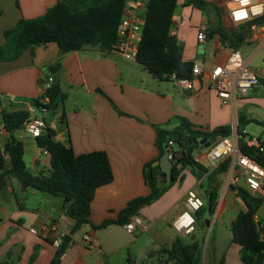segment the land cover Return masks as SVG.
Segmentation results:
<instances>
[{
  "label": "crops",
  "instance_id": "1",
  "mask_svg": "<svg viewBox=\"0 0 264 264\" xmlns=\"http://www.w3.org/2000/svg\"><path fill=\"white\" fill-rule=\"evenodd\" d=\"M59 1L0 0V45L5 41L4 32L20 19L40 17ZM203 1L207 5L199 9L188 5V0H178L174 15L172 34L183 50V61H204L201 76L192 74L185 78L189 80L187 87L181 85L179 78L159 80L136 60H127L115 50L87 47L63 53L54 43L34 44L18 59L0 62L2 108L28 110L32 106L30 101L42 95L41 82L52 76L56 88L64 95L55 109L44 113L48 127L56 133V140L72 147L76 155L107 153L114 178L96 191L90 217L94 226L118 219L129 202L151 194L146 167L150 163L159 167L154 163L161 155L160 131L179 134L176 130L184 119L196 131L211 133L230 127L231 135L227 138L235 139L243 120L251 121L244 126L245 145L248 138L254 137L247 129L251 124L264 131V29L249 32L244 42L235 48L223 41L219 32L220 29L231 34L241 30L229 17L231 0ZM207 9L209 15H205ZM203 29L205 43L197 39ZM233 50L241 51L247 66L259 76V84L245 97L225 102L212 87L210 76L213 67L225 63ZM8 138L1 125L0 145ZM16 138L24 144L28 170L34 175L49 174L51 160L47 151L39 148L36 139L28 137L27 133L16 134ZM202 140H198L191 152V160L198 166L191 162L185 166L179 164V174L173 184L172 180L168 182L166 174L164 179L159 167L158 185L170 186L160 198L142 206L137 216L147 225L145 232L170 235L174 231L173 219L185 209L188 191L197 190L205 207L210 193L216 189L217 206L212 215H207L206 230L193 234L200 240L201 264H243L241 246L233 240L232 223L248 208L234 188H243L261 200L255 220L264 235V186L253 193L243 179L233 183L232 160L227 158L214 164L209 155L210 147L201 145ZM183 142L193 144L187 137ZM239 142L241 149V139ZM182 150L180 145L177 152L182 154ZM228 160L229 167L224 170L223 165ZM11 167L12 161L7 156L6 169ZM37 192L40 191L24 186L14 177L7 179L0 191V264H52L58 248L53 244L55 235L45 229L52 223H62L64 236L70 235L58 264H130L126 251L136 241L129 240L127 235L131 234L125 226L112 224L95 230L91 225H83L78 229L84 231L83 237L76 238L78 230L71 234L75 221L65 217L63 204L61 207L50 204L45 211L29 204L30 197ZM34 228L37 234L31 232ZM86 235L90 236L88 242L84 240ZM178 236L177 233L170 245Z\"/></svg>",
  "mask_w": 264,
  "mask_h": 264
},
{
  "label": "trees",
  "instance_id": "2",
  "mask_svg": "<svg viewBox=\"0 0 264 264\" xmlns=\"http://www.w3.org/2000/svg\"><path fill=\"white\" fill-rule=\"evenodd\" d=\"M127 0H60L55 6L35 19H20L13 27L4 32V43L0 45V62L18 59L23 52L34 44H56L63 53L79 51L84 48H97L101 51H112L118 41V28L122 19L123 10ZM178 0H149L146 5L145 26L142 39L138 46L136 61L149 70L159 80H167L173 73L179 79L192 76L193 62H184L182 48L178 44L175 34H172L174 15ZM188 5L204 9L207 3L203 0H188ZM225 42L235 48L242 44L249 34L248 27H241L240 31L231 34L220 30ZM49 77V76H48ZM47 77V78H48ZM46 79L41 82V86ZM49 99L44 103L45 98ZM64 99L56 88L54 81L51 87L37 99H32V106L47 111L55 109L56 104ZM59 100V101H58ZM30 117L27 109L2 108L0 99V126L9 135L3 146L0 145V191L6 186L7 179L12 177L34 189L60 197L63 199L64 215L75 221L71 234L83 225H91L100 230L112 224L125 226L129 220L138 214L139 209L161 197L170 186L161 188L157 183L159 167L152 163L146 167V178L151 186V194L140 197L128 203L116 220H106L98 226L91 222V204L98 188L113 181L114 175L109 157L104 151H95L76 155L72 147L57 141L54 130L49 127L36 137L39 148L47 151L51 160L49 174L34 175L27 168L24 160V144L16 138L17 131L23 129ZM251 121H244L238 129L241 135V150L260 162L261 157L256 149L245 145L246 135L244 126ZM182 137L180 142L181 153L172 170L171 182H175L179 174L178 165L185 166L193 163L191 152L197 146L198 140H214L218 137L231 135L230 127H222L211 133L193 130L190 124L182 119L181 126L176 130ZM166 131L159 132L160 158L164 155L163 144L167 141ZM192 140L193 144L186 145L183 141ZM175 142V141H173ZM10 157L12 167L6 169V159ZM230 160L223 165L227 170ZM160 174L166 180L165 173ZM239 197L245 202L248 210L237 215L232 223L234 242L241 246L243 264H264V235L262 228L255 220L256 213L261 206V200L252 196L243 188H234ZM219 193L215 189L210 193L208 203L196 213V221L205 227L203 218L215 212ZM197 226V225H196ZM178 236L170 249L164 250L169 259L178 264H201V246L198 238L189 241ZM70 242V235L65 236L63 244L57 249L55 260L58 264Z\"/></svg>",
  "mask_w": 264,
  "mask_h": 264
},
{
  "label": "built area",
  "instance_id": "3",
  "mask_svg": "<svg viewBox=\"0 0 264 264\" xmlns=\"http://www.w3.org/2000/svg\"><path fill=\"white\" fill-rule=\"evenodd\" d=\"M148 2L149 0L126 1L118 28V41L114 50L127 60H136L138 46L145 26V13ZM231 3L232 7L229 9V17L234 25L248 27L249 32H255L260 27L264 29V0H247L246 3L244 0H231ZM197 39L199 42L205 43L206 34L204 29L199 32ZM203 72L204 61L197 59L193 64L192 74L199 77ZM171 78L177 79V75L173 73ZM210 80L218 97L225 102L245 97L259 84V76L247 66L239 50H233L225 63L213 67ZM53 81L54 78L52 76L46 78L45 83L42 85V94L51 87ZM179 81L181 85L189 86L188 79H179ZM48 102L49 99L46 97L44 103ZM28 111L30 117L23 129L25 133L36 138L48 128L44 117V113L47 110L30 106ZM241 138V135H237L235 139L227 137L219 139L210 147L209 155L214 164L227 158L231 159L235 172V177L231 181L235 183L239 179H243L249 191L257 193L264 186V143L260 138L256 137H250L246 140V146L256 149V153L260 155L261 160L259 162L241 151L239 142ZM173 143V140H169L165 150L169 154L170 159L175 158ZM184 204L185 209L173 219L172 228L180 236L190 237L195 233L197 225L196 213L204 207L205 203L199 192L191 189L186 195ZM61 224L52 223L49 228H45L55 235L53 244L56 248L63 244L65 237V230L61 228ZM125 229L130 234L136 231L145 232L147 225L140 216L136 215L125 225ZM31 232L34 234L38 233L35 228L31 229ZM84 240L88 242L90 236L86 235Z\"/></svg>",
  "mask_w": 264,
  "mask_h": 264
},
{
  "label": "rangeland",
  "instance_id": "4",
  "mask_svg": "<svg viewBox=\"0 0 264 264\" xmlns=\"http://www.w3.org/2000/svg\"><path fill=\"white\" fill-rule=\"evenodd\" d=\"M205 15H209V9L205 11ZM247 129L250 135L256 138H260L264 143V131L261 127L257 126L256 124H251L249 127H247ZM28 137H32V136L28 135ZM179 149H180V142L175 141L173 143V150L178 151ZM25 159H27V156H25ZM55 203L56 205L58 204V206L61 207V205L63 204V199L60 197L44 194L41 192H37L36 196H31L29 199V204L31 206H33L34 208H39L43 211H45L50 204H51L50 206L53 207ZM56 210H58V207H56ZM207 218H208L207 215L203 218L204 224ZM203 230H206V228L200 226V223L197 222V226L194 234H201ZM83 235H84V231L78 230L76 234V238H82ZM176 236L177 233L175 231H173L170 235L167 234V236L162 234H159V236H157L156 232L154 231H147V232L136 231L131 235H127L129 240L132 239V241L134 240L136 241L126 251L128 257L131 259L129 263L130 264H178L177 262L170 260L168 255L164 252V250L171 248L170 245L171 240L174 239V237ZM187 238L185 240L189 241L190 239Z\"/></svg>",
  "mask_w": 264,
  "mask_h": 264
},
{
  "label": "water",
  "instance_id": "5",
  "mask_svg": "<svg viewBox=\"0 0 264 264\" xmlns=\"http://www.w3.org/2000/svg\"><path fill=\"white\" fill-rule=\"evenodd\" d=\"M25 134V131L24 129H20L19 131H17V135L20 136V135H24ZM180 138V135L175 133V134H171V135H168L167 136V141L163 144V147L164 149L166 150L167 149V143L170 139L174 140V141H177L178 139ZM219 140V139H218ZM217 141L214 140V141H210L208 142L206 139L200 141V144L201 145H204L205 148H209L211 147L215 142ZM184 155L183 154H180L179 152L175 151V158L174 159H170L169 158V154L165 151L164 155L154 163V166H159L162 168L163 172L167 175V178H168V182L171 181V177H172V170H173V166L174 164L176 163V161L178 159L181 158V156ZM24 186H28V184H23ZM196 237V235H193L191 237V240H194Z\"/></svg>",
  "mask_w": 264,
  "mask_h": 264
},
{
  "label": "clouds",
  "instance_id": "6",
  "mask_svg": "<svg viewBox=\"0 0 264 264\" xmlns=\"http://www.w3.org/2000/svg\"><path fill=\"white\" fill-rule=\"evenodd\" d=\"M244 2L246 3V2H247V0H244ZM241 15H242V13H241Z\"/></svg>",
  "mask_w": 264,
  "mask_h": 264
}]
</instances>
